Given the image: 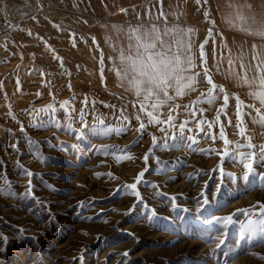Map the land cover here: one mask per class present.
<instances>
[{"label":"rangeland","instance_id":"rangeland-1","mask_svg":"<svg viewBox=\"0 0 264 264\" xmlns=\"http://www.w3.org/2000/svg\"><path fill=\"white\" fill-rule=\"evenodd\" d=\"M32 1L34 11L0 34V188L6 178L15 193L0 194V234L8 237L7 243L0 237V264H264V230L249 226L264 216V125L244 109L247 136L239 135L233 94L262 111L264 105L249 94L255 82L249 88L228 76L230 68L242 71V62L253 80V55L264 61V43L223 31L210 0H188L200 76L192 93L149 107L162 123H148L140 104L154 101L116 86L98 23ZM206 11L214 21L204 46L207 67L229 94L219 122L224 101L218 90L215 103H197L211 88L200 58L213 27ZM49 105L54 113L39 111ZM168 116L173 119L164 122ZM221 125L230 144L219 137ZM247 137L255 148L246 146ZM224 152L230 155L222 159ZM249 152L257 153L255 175L244 181L249 159L241 162L238 154ZM119 156L131 158L117 162ZM141 172L137 198L123 185ZM29 187L39 205L21 199ZM230 215L228 224L212 219Z\"/></svg>","mask_w":264,"mask_h":264},{"label":"snow or ice","instance_id":"snow-or-ice-1","mask_svg":"<svg viewBox=\"0 0 264 264\" xmlns=\"http://www.w3.org/2000/svg\"><path fill=\"white\" fill-rule=\"evenodd\" d=\"M161 15H163V13ZM204 15L206 20H208V22L212 24L213 27H210L208 29V37H206L205 41L200 45V58L202 61L203 75L206 79V82L209 85H211V88L208 90L207 94L205 93L201 94L202 96H205V99L198 100L197 103L200 104L215 103L217 99L221 98L220 95H217V90H218L219 93L222 94V99L224 101L222 108L218 109L217 111L216 122H219V116L221 112H223L224 115H227L226 109L228 107L229 94L227 93L223 85L218 86L214 83L212 75L210 74V70L207 67V56L204 51V46L208 43V40L212 38L214 21H210L208 19L210 14L207 11L204 13ZM241 19H243V17H241ZM169 31L172 30L168 29L162 33L156 25H152V27H150L147 30H142V27H136L130 29L128 34L129 52L127 55H125L124 50L123 49L120 50V54H119L120 67L115 69L116 74L120 79H126L130 73L133 74L129 83L132 85L134 93L137 97L143 95V100H152L153 97L155 98L154 102H152L151 104L146 105L142 101L140 104L141 111H144L146 115L149 117L148 123H157V124L162 123V121L157 119L152 112L147 111L149 107L158 108L163 106L166 100H172L173 97L169 94L170 90L174 91L176 96H183L186 90L194 91L195 90L194 84L197 82V77L200 76L199 72H193V69L196 67V65L194 63V56L191 52V43L190 41L186 42L184 40V36H190V34L194 30L191 28L187 30H181L184 33V35L174 40L171 44L164 39V36H167ZM245 31L247 30L245 29ZM251 34L254 36H259L261 38H264V26H262L257 31L252 32ZM213 43H215V41H213ZM256 47L257 46L254 44L253 48L256 49ZM253 60L257 61L255 65V71L257 75L256 77L253 78V80H249L247 75L250 66H245L242 62L239 64V69L242 71H236L230 68L228 71V76L235 78L238 82L242 83V86H246L249 88H251L252 84L255 82L257 84V88L254 92H250L249 94L250 96L257 99L260 105H264V61L260 59L258 53L253 55ZM100 63L103 64L102 52H101ZM232 63L233 62L229 60V65H232ZM217 71H219L218 67H217ZM101 78L103 79V68H101ZM233 96L237 102L235 115L239 121V124L237 125V128L239 129L238 132L239 135L247 136L246 126L241 127V125L246 124L245 116L249 115L250 113L244 111V109L251 108L252 110H254L260 116L259 123L264 125V111H262L261 108L256 107V105L246 104L244 101L240 99L238 94H233ZM67 103L68 102L65 101L64 105H67ZM84 103L87 104V101L85 100ZM108 106L113 107L111 105ZM39 111L54 113L55 108L49 105L46 109H41ZM200 111L203 112L204 109H200ZM193 115H195V112H193ZM81 116L83 117V110L81 112ZM137 119L139 120V117H137ZM172 119H173L172 116H168L167 121L164 122H171ZM204 123L206 122L205 121L198 122V126L201 127V131H203L202 125ZM228 123L229 125L231 124L230 119ZM207 124L209 128L213 126L212 122H207ZM186 126H187V122L179 126L181 131V136H180L181 139L183 138V130L186 128ZM145 127L146 125L141 122L138 130L143 131ZM189 131H191V129H189ZM209 136L213 141H215L217 138L215 135H212L210 133ZM219 137L223 140V142L226 145L231 143L226 138L223 125H221V131L219 133ZM189 139H191L193 142H196L194 137H190ZM247 139H248V143L246 146L249 149L255 148L256 146L251 143V138L247 137ZM154 142H155V138H154ZM29 144L32 145L34 148H38V142L36 141L30 139ZM73 147L76 148L78 146L73 145ZM211 151H215V149H211ZM228 155H230V153L224 152L223 154H221V158L223 159ZM238 155L241 159V162H243V160L245 159H249V162L243 163V168L245 169V173L242 177L244 181H248L251 176L255 175L253 162L257 158V153L256 152L239 153ZM38 158L46 159L43 157L42 153L39 154ZM124 158H131V157H123V156L116 157L117 162H120V160ZM233 158L235 159V156H233ZM144 159L147 160L148 157L145 156ZM259 159L264 161V145H261L259 147ZM18 167H20L21 169L23 168V166L19 164ZM27 175L31 176L33 174L31 172H27ZM99 175L100 174L98 173L97 176ZM143 175L144 173L141 172L136 177L135 183L123 185L124 188L129 190L128 194L140 198L141 194L137 190V184L143 182L142 180ZM29 183L31 184V181H29ZM49 187L51 188V186ZM31 192L32 189L31 187H29V189L25 193V196L22 197L21 199L31 198L34 200V202L37 205H39L40 201L37 200L34 196H32ZM0 194L15 196V193L11 190V184L9 181H7L6 178H5V187L0 188ZM261 210L264 211V205H261ZM212 219L216 222H223L226 224L233 222V217L231 215L228 217H213ZM205 223H208V221H205ZM252 225H260L261 230H264V216H262L257 221H249V226ZM20 232L21 235H23V230H20ZM0 237H2L3 243L8 242V237L3 236L2 234H0ZM125 255H127V253H125Z\"/></svg>","mask_w":264,"mask_h":264},{"label":"crops","instance_id":"crops-1","mask_svg":"<svg viewBox=\"0 0 264 264\" xmlns=\"http://www.w3.org/2000/svg\"><path fill=\"white\" fill-rule=\"evenodd\" d=\"M46 6L66 13H71L98 23L99 32L104 44L110 73L116 86L132 98L137 97L129 81L132 73L126 79L118 78L115 69L120 67L119 54L123 49L128 54V34L130 29L142 27L147 30L156 25L160 31L171 29L164 39L168 43L183 36L181 30L189 28L194 31L190 36H184L191 43V52L196 65V29L192 19L188 0H42ZM216 19L223 31L241 39L256 43H264V38L251 33L264 26V0H210ZM32 0H7L5 10L11 20L21 19L34 11ZM122 9V13L118 10ZM163 13V15H161ZM21 17H20V16ZM243 17V19H241ZM245 29L247 31H245ZM2 33L1 35L5 34ZM196 72V67L193 69ZM196 88V83L194 84ZM192 90H186L183 96H176L170 90L173 98L184 97ZM154 101L155 98L153 97Z\"/></svg>","mask_w":264,"mask_h":264},{"label":"built area","instance_id":"built-area-1","mask_svg":"<svg viewBox=\"0 0 264 264\" xmlns=\"http://www.w3.org/2000/svg\"><path fill=\"white\" fill-rule=\"evenodd\" d=\"M6 0H0V34L6 32L10 27L11 19L5 10ZM119 13H122V9L118 10Z\"/></svg>","mask_w":264,"mask_h":264}]
</instances>
